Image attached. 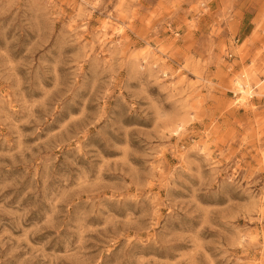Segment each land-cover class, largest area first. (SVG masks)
I'll return each mask as SVG.
<instances>
[{
  "label": "rangeland",
  "instance_id": "obj_1",
  "mask_svg": "<svg viewBox=\"0 0 264 264\" xmlns=\"http://www.w3.org/2000/svg\"><path fill=\"white\" fill-rule=\"evenodd\" d=\"M0 264H264V0H0Z\"/></svg>",
  "mask_w": 264,
  "mask_h": 264
},
{
  "label": "bare ground",
  "instance_id": "obj_2",
  "mask_svg": "<svg viewBox=\"0 0 264 264\" xmlns=\"http://www.w3.org/2000/svg\"><path fill=\"white\" fill-rule=\"evenodd\" d=\"M238 87H239V86H238ZM240 92H241V93H244V92H245L244 88H241V87H240Z\"/></svg>",
  "mask_w": 264,
  "mask_h": 264
}]
</instances>
